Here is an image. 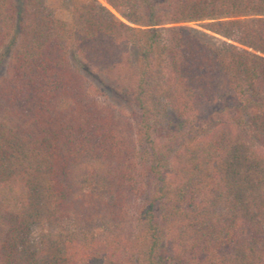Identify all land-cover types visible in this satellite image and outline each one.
I'll return each instance as SVG.
<instances>
[{
	"label": "trees",
	"instance_id": "obj_1",
	"mask_svg": "<svg viewBox=\"0 0 264 264\" xmlns=\"http://www.w3.org/2000/svg\"><path fill=\"white\" fill-rule=\"evenodd\" d=\"M105 1L0 0V264H264V0Z\"/></svg>",
	"mask_w": 264,
	"mask_h": 264
},
{
	"label": "rangeland",
	"instance_id": "obj_2",
	"mask_svg": "<svg viewBox=\"0 0 264 264\" xmlns=\"http://www.w3.org/2000/svg\"><path fill=\"white\" fill-rule=\"evenodd\" d=\"M98 1L103 5L109 7L116 14V12L106 3L105 0H98ZM72 3L73 0H46V6L50 10L52 15L57 19L68 22L71 21L72 18ZM117 16L120 17L118 14ZM188 26L195 27L191 24H189ZM4 65H6V63Z\"/></svg>",
	"mask_w": 264,
	"mask_h": 264
}]
</instances>
